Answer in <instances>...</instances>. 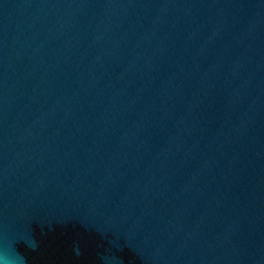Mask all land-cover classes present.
I'll return each instance as SVG.
<instances>
[{
    "label": "water",
    "instance_id": "1",
    "mask_svg": "<svg viewBox=\"0 0 264 264\" xmlns=\"http://www.w3.org/2000/svg\"><path fill=\"white\" fill-rule=\"evenodd\" d=\"M0 264H264V0H0Z\"/></svg>",
    "mask_w": 264,
    "mask_h": 264
}]
</instances>
